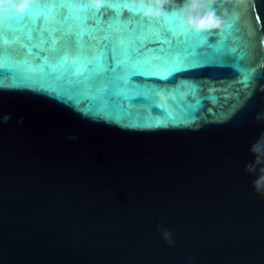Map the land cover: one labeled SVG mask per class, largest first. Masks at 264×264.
<instances>
[{
	"label": "water",
	"instance_id": "water-1",
	"mask_svg": "<svg viewBox=\"0 0 264 264\" xmlns=\"http://www.w3.org/2000/svg\"><path fill=\"white\" fill-rule=\"evenodd\" d=\"M210 7L221 54L116 97L4 69L0 264H264V0Z\"/></svg>",
	"mask_w": 264,
	"mask_h": 264
},
{
	"label": "snow or ice",
	"instance_id": "snow-or-ice-1",
	"mask_svg": "<svg viewBox=\"0 0 264 264\" xmlns=\"http://www.w3.org/2000/svg\"><path fill=\"white\" fill-rule=\"evenodd\" d=\"M232 29L229 23L225 35ZM216 29L185 31L177 11L145 17L132 0H34L20 14L0 16V78L4 69L23 77L95 89L116 97L134 78L165 79L167 73L221 54L210 40Z\"/></svg>",
	"mask_w": 264,
	"mask_h": 264
},
{
	"label": "clouds",
	"instance_id": "clouds-1",
	"mask_svg": "<svg viewBox=\"0 0 264 264\" xmlns=\"http://www.w3.org/2000/svg\"><path fill=\"white\" fill-rule=\"evenodd\" d=\"M95 6L103 5L104 0H89ZM140 14L145 17H155L163 15L166 11L165 5L172 3V0H132ZM34 3V0H0V16L7 13L20 14ZM214 0H184L182 6L178 9L180 16V24L183 30L197 31L220 29L222 20L217 16L210 5ZM255 119L264 121V111L257 113ZM249 152L253 155V161L245 166L248 173H256L255 179L252 181V188L255 192L264 196V133L250 145ZM170 233L163 231V238L172 243Z\"/></svg>",
	"mask_w": 264,
	"mask_h": 264
}]
</instances>
